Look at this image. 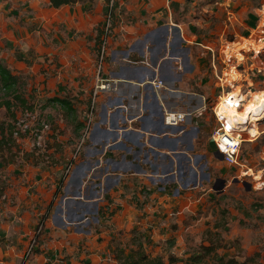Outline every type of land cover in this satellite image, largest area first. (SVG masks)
<instances>
[{"label": "rangeland", "instance_id": "374dc122", "mask_svg": "<svg viewBox=\"0 0 264 264\" xmlns=\"http://www.w3.org/2000/svg\"><path fill=\"white\" fill-rule=\"evenodd\" d=\"M228 1V6L220 7L223 14L225 10L237 13L244 22L252 6L264 5V0ZM12 2L0 0V64L18 78L16 91L25 104L15 100L8 112L0 105V131L5 137L0 141V263L118 264L117 255H131L138 238L151 256L171 255L182 261L197 257L200 264H216L219 258L241 262L256 255L254 262L264 264L261 133L241 145L239 165L217 164L220 172L212 173V180L184 198L178 208L164 211L156 199L140 204L133 199V189H124L114 194L118 202L107 201L103 225L93 227L91 235L81 237L65 230L67 241L59 244L63 239L49 234L59 232L50 223L57 200V191L52 192L61 186L80 139L78 125L86 121L109 39L117 38L115 30L120 27L148 20L151 7L162 6V1L90 0L60 10L42 4L37 11L32 4L24 8L17 6L19 1ZM204 2L192 16L204 19L211 8L226 0ZM263 14L258 12L257 22L261 23ZM250 17L254 26L256 18ZM207 25L206 37L230 39L220 23ZM248 29L241 31L243 37ZM262 32L256 30L238 46L260 52L256 65L264 62V43L255 40ZM253 85L252 93L264 90L261 78ZM54 99L69 103L73 112ZM263 129L261 120L257 130ZM220 179L225 183L221 192L217 190Z\"/></svg>", "mask_w": 264, "mask_h": 264}, {"label": "crops", "instance_id": "0c3cea01", "mask_svg": "<svg viewBox=\"0 0 264 264\" xmlns=\"http://www.w3.org/2000/svg\"><path fill=\"white\" fill-rule=\"evenodd\" d=\"M161 1L162 6L151 7L148 20L120 27L115 30L117 38L109 39L100 77L110 80L112 89L95 98L89 129L83 120L61 186L52 192L57 191V200L50 223L59 232L49 234L63 239L59 244L67 241L65 230L85 237L93 227L103 225L107 201L118 202L114 194L124 189H133V199L140 204L156 199L164 211L175 209L208 184L212 173L220 172L217 164H224L210 140L215 127L211 108L220 92L211 61L221 71L226 54L244 49L238 46L255 32L264 5L252 6L244 22L237 13L225 10L223 14L220 7L228 6V0L211 8L204 19L192 16L206 5L204 0ZM15 2L24 8L32 4L36 11L42 4L56 10L48 0ZM250 15L256 18L254 26ZM206 21L223 25L230 39L203 35ZM245 27L249 34L243 37ZM156 80L162 82L158 89L151 84ZM164 112L185 113L186 117L177 126H169L164 123Z\"/></svg>", "mask_w": 264, "mask_h": 264}, {"label": "built area", "instance_id": "2783aa9c", "mask_svg": "<svg viewBox=\"0 0 264 264\" xmlns=\"http://www.w3.org/2000/svg\"><path fill=\"white\" fill-rule=\"evenodd\" d=\"M262 13H264V11ZM260 21L261 23L257 24L255 31L262 32L264 30V17H262V20L260 18ZM261 35L263 36L264 33ZM260 37L261 36L255 40H259ZM246 50L239 49L233 52V54H226L222 60L223 68L221 71L217 70L215 60L213 59L211 61V69L214 71V78L219 83L220 92L216 98V102L211 108L215 127L211 132L210 140L214 146L215 154L220 157L223 163L231 166L239 165L240 148L245 142L244 137L249 135L247 128L250 125L248 124L252 121L258 129V123L264 120V111H261L255 116L249 115L248 120L242 119L236 114L237 111L241 109L244 100L243 97L247 98L255 87L254 85L256 83L253 85L254 81H258L261 78V85L264 87V62H261L259 65L258 63L257 65L254 63V59L258 57L260 52H256L252 48H247ZM102 54L103 51H101L100 60H102ZM234 54L239 55L240 59ZM231 72L236 73L235 77H237V80L229 76ZM243 76H245V78H243ZM151 84L158 89L161 87L162 82L156 80ZM233 87H238V91L234 94L232 93ZM111 89L112 82L102 79L100 75L97 74L90 105L86 114V129H89L92 121L95 98L100 92L110 91ZM228 110H233L234 113L227 114ZM185 117V113L178 112H164L163 114L164 123L169 126H177L185 120ZM256 118L258 119L255 121L254 119ZM260 132H264V129ZM258 135L259 134L252 138L255 139Z\"/></svg>", "mask_w": 264, "mask_h": 264}, {"label": "trees", "instance_id": "16d2710c", "mask_svg": "<svg viewBox=\"0 0 264 264\" xmlns=\"http://www.w3.org/2000/svg\"><path fill=\"white\" fill-rule=\"evenodd\" d=\"M85 1H90V0H48L49 5L53 9H58L62 6L73 5L76 4L77 2H85ZM17 81L18 78L15 75L11 74L9 69H7L6 67L0 64V93L2 94V99H0V105L3 106L7 112L10 110L15 100L19 101L20 104H25L21 96L16 91ZM10 96L11 99L9 98ZM6 97H8L9 99H7ZM53 101L62 104V106L66 109V111L70 113L73 112L70 109L71 105L69 103L60 99H54ZM78 126H80V124ZM0 134H1L0 141L2 140L5 141V137L3 136L2 131H0ZM11 135L12 133L10 132V136ZM116 258L118 264H175L177 262H184L185 264H200L198 263L199 259L197 257H190L185 261H182L171 255H168L166 258H164L161 255L151 256L144 251L140 243L136 244V249L132 252L131 255L123 256L119 254L117 255ZM255 259H256V255L247 257L241 262H238L233 258H229L225 260L219 258L216 261V264H259L254 262Z\"/></svg>", "mask_w": 264, "mask_h": 264}, {"label": "bare ground", "instance_id": "6f19581e", "mask_svg": "<svg viewBox=\"0 0 264 264\" xmlns=\"http://www.w3.org/2000/svg\"><path fill=\"white\" fill-rule=\"evenodd\" d=\"M258 41H261L264 43V37L261 36L260 39ZM262 45H258V47H261ZM262 48V47H261ZM260 48V49H261ZM254 49V48H252ZM255 50V49H254ZM230 75L233 76L232 79L236 80L237 77L236 76V73H231ZM238 91V87H233L232 89V93H236ZM243 103L241 105V109L237 111V115L240 116L242 119H249V115L250 116H255L257 114H259L261 111H264V90H261V91H258V92H251L247 98L243 97ZM231 113H234L233 110H228L227 111V114H231ZM258 118L254 119L255 121L257 120ZM247 122V121H246ZM254 124V125H253ZM248 125H252V129H250V126L247 128L248 129V133L249 135L246 136L247 138L245 139V141H253L254 138H252L253 136L257 135V134H262L264 132H259L257 130L255 126V123L254 122H250V124Z\"/></svg>", "mask_w": 264, "mask_h": 264}, {"label": "water", "instance_id": "95a60500", "mask_svg": "<svg viewBox=\"0 0 264 264\" xmlns=\"http://www.w3.org/2000/svg\"><path fill=\"white\" fill-rule=\"evenodd\" d=\"M221 183V185L218 187V191H221L223 189L224 186V182L223 181H219ZM215 189V188H214Z\"/></svg>", "mask_w": 264, "mask_h": 264}]
</instances>
